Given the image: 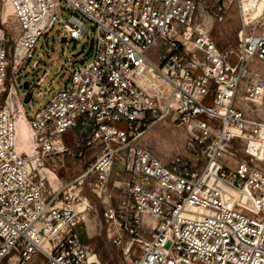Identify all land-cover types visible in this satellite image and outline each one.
<instances>
[{
    "label": "built area",
    "instance_id": "1",
    "mask_svg": "<svg viewBox=\"0 0 264 264\" xmlns=\"http://www.w3.org/2000/svg\"><path fill=\"white\" fill-rule=\"evenodd\" d=\"M61 1L63 14L55 0H0L15 22L11 33L0 17V264H103L79 233L97 203L126 264H264V168L250 149L264 127L241 105L264 90L250 77L264 35L241 29L237 46L221 49L205 15L222 22L227 0ZM56 23L66 47L93 30L92 58L31 117L16 77L39 66ZM27 103L34 111L31 92ZM159 124L182 140L170 156L144 142ZM67 155L88 161L71 180L59 175Z\"/></svg>",
    "mask_w": 264,
    "mask_h": 264
},
{
    "label": "rangeland",
    "instance_id": "2",
    "mask_svg": "<svg viewBox=\"0 0 264 264\" xmlns=\"http://www.w3.org/2000/svg\"><path fill=\"white\" fill-rule=\"evenodd\" d=\"M55 1L58 7V13L63 14L61 8L63 2L61 0ZM225 3L228 8L226 17L222 22L216 21L214 15L210 13L205 15L206 21L211 27L212 33L221 49L235 48L238 43V33L241 29H245L249 36L256 37L258 35H264V0H227ZM211 8L212 3H209V11ZM0 17L4 18L5 24L9 27L11 33H14V15L11 6L8 3H0ZM63 36L66 37L67 32L59 23L50 27L48 33H46L43 39L40 40L39 48L35 52V55L38 54V51L44 52V58L41 60L39 66L31 69L30 62L16 77L17 80H20L22 83L18 88L19 94L22 98H24L28 92L32 93L34 111L30 110L29 103L24 102L31 117L49 100L52 94L51 90L55 86L63 84L61 78L67 74V71L72 68L73 64H80V60L84 57L87 62L92 58L93 30L90 32L89 39L71 41L68 47H66L65 42L61 40ZM45 37L47 42L44 41ZM64 49H66L65 55L63 54ZM79 51H82L81 54L76 56L75 54ZM154 52L155 50L150 54L152 55ZM49 57L52 58L54 64L48 60ZM59 66H63L64 69L61 73L56 74ZM47 69H49V74L45 78L43 84L41 86H35L37 79ZM250 73V77H258L264 80V61L260 59L255 60L250 67ZM25 81H28L30 84L28 89L23 86ZM48 83H50V87L45 90ZM246 88L247 87L244 84L241 88V95H244ZM40 90H45V92L44 95L38 97L37 92ZM241 105L245 109L250 121L256 122L264 127V90H259L255 97L243 98L241 100ZM22 123L23 125L19 132L21 140L20 144L25 145L26 142H28L30 129L26 121H23ZM170 133L173 134L167 124H159L147 133L144 142L159 154H167L170 156L177 151V147L182 144L181 139H177L174 137V134V136H172ZM262 136L264 137V129ZM248 142L249 140L245 139L240 144L241 149L239 150V156H249L245 150ZM68 144L71 145L73 143L68 141ZM250 145V149L255 153L254 161L256 165L264 168V139L252 136L250 139ZM65 163L67 167L59 170V175L67 180H71L86 169L88 161L73 159L70 155H67ZM49 177L52 178L53 174L49 173ZM46 186L48 187L47 182ZM85 196L91 201V203L95 201V196L90 190L89 183H86L83 188V197ZM84 208H86V206ZM84 232L85 235L83 237L89 245V249L99 255L103 264H126L121 258L122 254L117 244L107 236L103 207L99 203L93 205L92 209L89 211L86 217V224L84 225ZM42 261L43 257L40 259L36 257L31 264H40Z\"/></svg>",
    "mask_w": 264,
    "mask_h": 264
},
{
    "label": "bare ground",
    "instance_id": "3",
    "mask_svg": "<svg viewBox=\"0 0 264 264\" xmlns=\"http://www.w3.org/2000/svg\"><path fill=\"white\" fill-rule=\"evenodd\" d=\"M204 24H200V28L201 29H204ZM257 95V94H256ZM255 95V96H256ZM23 121H25V119H23L22 117H19V119H18V130H19V132H20V128H22V125H23ZM25 129V128H24ZM254 141H256V140H254ZM257 142V141H256ZM86 206V201L84 200V202L82 203V205H81V208H84ZM85 209V208H84Z\"/></svg>",
    "mask_w": 264,
    "mask_h": 264
},
{
    "label": "water",
    "instance_id": "4",
    "mask_svg": "<svg viewBox=\"0 0 264 264\" xmlns=\"http://www.w3.org/2000/svg\"><path fill=\"white\" fill-rule=\"evenodd\" d=\"M65 36H63L62 38H61V40L62 41H64L65 40ZM81 52L82 51H79L77 54H75L76 56H78L79 54H81ZM81 62H83V60H81ZM23 86L26 88V89H28L29 88V83H28V81H25L24 83H23ZM29 97H30V92H28L27 94H26V96L24 97V101L25 102H27L28 100H29Z\"/></svg>",
    "mask_w": 264,
    "mask_h": 264
},
{
    "label": "trees",
    "instance_id": "5",
    "mask_svg": "<svg viewBox=\"0 0 264 264\" xmlns=\"http://www.w3.org/2000/svg\"><path fill=\"white\" fill-rule=\"evenodd\" d=\"M80 138V137H79ZM81 147H78V146H74V151L75 152H78V150L80 149ZM69 158V157H68ZM77 160H81V159H78L76 158ZM79 233H80V237L82 238L83 241L86 242V240L84 239V235H85V232H84V225L82 224L80 227H79Z\"/></svg>",
    "mask_w": 264,
    "mask_h": 264
}]
</instances>
